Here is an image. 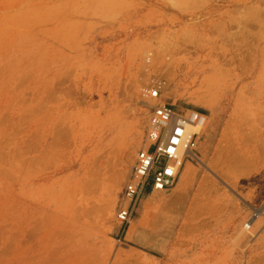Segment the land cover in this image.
Wrapping results in <instances>:
<instances>
[{
  "label": "rangeland",
  "instance_id": "rangeland-1",
  "mask_svg": "<svg viewBox=\"0 0 264 264\" xmlns=\"http://www.w3.org/2000/svg\"><path fill=\"white\" fill-rule=\"evenodd\" d=\"M151 90L208 143L123 234ZM0 264H264V0H0Z\"/></svg>",
  "mask_w": 264,
  "mask_h": 264
},
{
  "label": "built area",
  "instance_id": "built-area-1",
  "mask_svg": "<svg viewBox=\"0 0 264 264\" xmlns=\"http://www.w3.org/2000/svg\"><path fill=\"white\" fill-rule=\"evenodd\" d=\"M151 96L157 99L159 91ZM149 122L147 144L137 153L117 213L123 234L127 233L148 189L151 193L156 189L171 190L178 184L187 162H198L194 156L198 157L208 116L195 109L181 111L162 104L153 109Z\"/></svg>",
  "mask_w": 264,
  "mask_h": 264
},
{
  "label": "bare ground",
  "instance_id": "bare-ground-1",
  "mask_svg": "<svg viewBox=\"0 0 264 264\" xmlns=\"http://www.w3.org/2000/svg\"><path fill=\"white\" fill-rule=\"evenodd\" d=\"M166 74V73H165ZM167 74H169V73H167ZM164 76V75H163ZM165 84H167V83H165ZM165 84H162V87L161 88H166V85ZM164 86V87H163ZM168 86V85H167ZM160 87V86H159ZM167 90V89H166ZM172 90V89H171ZM154 91H156V90H151L150 91V97H151V99H153L152 98V96H151V94L154 92ZM241 96H242V98H244L243 96L244 95H242L241 94ZM240 96V97H241ZM241 98V101H243V99ZM201 99V98H200ZM155 101L153 102V103H151V102H148V105H154V104H157L156 106H158V105H162L163 103H161L160 102V96L157 98V99H154ZM236 100H240L239 98L238 99H236ZM244 100H245V98H244ZM247 100V99H246ZM243 101L244 102V104H242L243 102H241V104H242V106L243 105H245V106H243V107H247L246 106V102H248V101ZM147 102V101H146ZM239 102L240 101H238L237 103V105H239ZM214 103V102H213ZM249 103H247V105H248ZM156 106H154L152 109H154ZM207 107V106H206ZM209 107V109L210 110H212L214 113L216 112V109H218L217 107L215 108H213V107H211V106H208ZM207 107V108H208ZM247 110V109H246ZM220 114V113H219ZM214 115V114H213ZM250 115H251V113H250ZM215 116H216V113H215ZM220 116V115H219ZM252 117V116H251ZM250 117V118H251ZM252 121V120H251ZM209 124H210V121H209V119H208V122H207V126L205 127V130L204 131H202V133H201V135H205L206 133H207V131H208V128L210 127L209 126ZM212 124V123H211ZM151 126V125H150ZM151 129V128H150ZM211 131V130H210ZM208 143V141H204V142H199V152H200V149L202 150V154H203V156H204V154L206 153V150H205V146H206V144ZM124 147H125V145H123ZM123 147V148H124ZM116 148V147H115ZM115 148H113V150L115 149ZM121 148V147H120ZM122 148V149H123ZM127 148V147H126ZM208 148V147H207ZM206 148V149H207ZM121 149V150H122ZM111 150V149H110ZM116 150V149H115ZM119 150V149H118ZM124 151H125V149H123ZM112 151V150H111ZM120 151V150H119ZM108 152V151H107ZM117 153V152H116ZM119 153H122V151H120ZM110 154V153H109ZM114 155H116L115 153H114ZM118 155V154H117ZM120 155H122V154H120ZM108 156V155H107ZM111 156V155H110ZM206 156V155H205ZM122 157H124L123 155H122ZM199 157V156H198ZM197 156H194V158L195 159H197V161H198V163H200V164H203V160H201V158L199 157L198 158ZM109 158V157H108ZM208 158V157H207ZM110 159H113V158H110ZM115 160V159H114ZM111 161V160H110ZM112 162V161H111ZM110 162V163H111ZM109 163V164H110ZM115 163H116V160H115ZM193 170L194 169H192V162L191 161H189V162H187V164H186V166H185V168L183 169V173H182V177L180 178V182H179V186L177 187V189L174 191V193L173 194H171L170 195V197H168V198H166L165 196H164V192L165 191H163V190H154L152 193H149V194H147V195H150L151 194V196L147 199V201L146 202H149L150 203V205H151V208L152 207H156L157 206V204H158V202L160 203V205H162L161 207H163V211H166L170 206H172L173 204H175V203H177V202H181V201H183V199L187 196V194H189V187H191V186H189V185H192V184H190L191 183V181H192V179L194 178V172H193ZM117 177V176H116ZM117 180V178L115 179L114 178V181H113V183L114 182H118V181H116ZM116 183L114 184L115 186H116ZM192 183H193V181H192ZM119 185V184H118ZM111 189H112V187H111ZM113 189H115V188H113ZM201 190V189H200ZM111 191H113V190H111ZM116 191V190H115ZM146 205L148 204V203H145ZM159 205V206H160ZM158 209V208H157ZM106 210V213H110L112 210H111V208L109 209V208H106L105 209ZM201 210V209H200ZM216 213V212H215ZM108 215H110V214H108ZM144 218V217H143ZM143 218H141V220H140V225H141V227L142 226H145V223L146 222H144L145 220L143 219ZM147 220H148V218H147ZM146 220V221H147ZM150 221V220H149ZM148 221V222H149ZM148 224V223H147ZM132 226H133V220H132V225L129 227V229H128V233L130 232V230H132ZM251 228V226L248 224V225H246L245 224V227H244V230H247V229H250ZM238 235H240V234H238ZM238 239V238H237Z\"/></svg>",
  "mask_w": 264,
  "mask_h": 264
},
{
  "label": "trees",
  "instance_id": "trees-1",
  "mask_svg": "<svg viewBox=\"0 0 264 264\" xmlns=\"http://www.w3.org/2000/svg\"><path fill=\"white\" fill-rule=\"evenodd\" d=\"M201 112H203V111H201ZM203 113H204V112H203ZM149 193H151V192L149 191ZM149 193H148V194H149Z\"/></svg>",
  "mask_w": 264,
  "mask_h": 264
}]
</instances>
